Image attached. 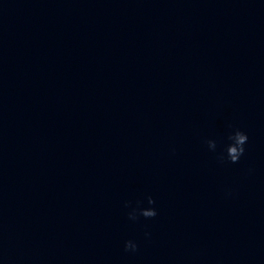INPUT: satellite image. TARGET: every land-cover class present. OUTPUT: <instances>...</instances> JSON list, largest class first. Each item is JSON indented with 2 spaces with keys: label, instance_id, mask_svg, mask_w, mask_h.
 Wrapping results in <instances>:
<instances>
[{
  "label": "clouds",
  "instance_id": "obj_1",
  "mask_svg": "<svg viewBox=\"0 0 264 264\" xmlns=\"http://www.w3.org/2000/svg\"><path fill=\"white\" fill-rule=\"evenodd\" d=\"M227 139L230 141V143H228L225 146L223 152L220 153L219 159L221 162L226 159L228 162L233 164L238 163L240 158L245 153V145L247 144L249 137L245 132L235 129L234 131L230 132ZM207 145L210 150L215 151L217 148V141L208 140ZM155 203L156 201L150 195L147 197V204L150 207H140V202H137V207L132 208V210L128 213L129 219L136 220L139 216H143L146 219L154 218L157 215V211L151 206L155 205ZM128 206L129 205L126 203L125 207ZM124 247L125 251L135 252L137 251L138 245L134 241L129 240L125 242Z\"/></svg>",
  "mask_w": 264,
  "mask_h": 264
}]
</instances>
